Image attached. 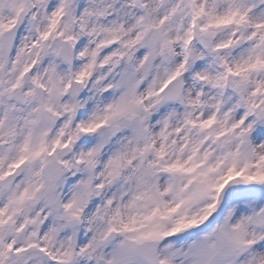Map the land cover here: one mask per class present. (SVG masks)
Masks as SVG:
<instances>
[{"label":"snow or ice","instance_id":"snow-or-ice-1","mask_svg":"<svg viewBox=\"0 0 264 264\" xmlns=\"http://www.w3.org/2000/svg\"><path fill=\"white\" fill-rule=\"evenodd\" d=\"M0 264H264V0H0Z\"/></svg>","mask_w":264,"mask_h":264}]
</instances>
